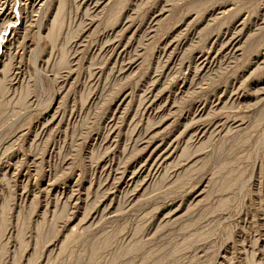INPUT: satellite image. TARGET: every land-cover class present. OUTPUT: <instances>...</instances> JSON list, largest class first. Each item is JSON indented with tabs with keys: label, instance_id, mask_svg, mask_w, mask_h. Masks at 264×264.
Masks as SVG:
<instances>
[{
	"label": "rangeland",
	"instance_id": "rangeland-1",
	"mask_svg": "<svg viewBox=\"0 0 264 264\" xmlns=\"http://www.w3.org/2000/svg\"><path fill=\"white\" fill-rule=\"evenodd\" d=\"M0 264H264V0H0Z\"/></svg>",
	"mask_w": 264,
	"mask_h": 264
}]
</instances>
